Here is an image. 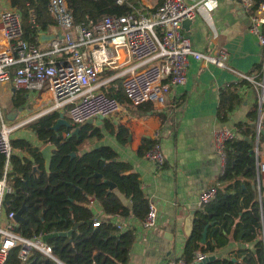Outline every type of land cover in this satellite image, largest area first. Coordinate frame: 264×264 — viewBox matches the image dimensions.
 Here are the masks:
<instances>
[{
  "label": "crops",
  "instance_id": "0c3cea01",
  "mask_svg": "<svg viewBox=\"0 0 264 264\" xmlns=\"http://www.w3.org/2000/svg\"><path fill=\"white\" fill-rule=\"evenodd\" d=\"M143 1H152L155 4L158 2V0ZM249 27L250 20L242 9L240 0H216L212 8H202L197 17L183 27L184 33L194 49L202 53L225 54L226 66L203 63L191 57L186 83L170 86L165 93V104L162 106L151 102L142 105L131 104L124 94L120 79L108 82L103 88L108 93L121 90L122 111L105 119L102 125L90 127L88 133L98 129V133L101 134L88 138H96L91 148L104 145L113 148L118 158L130 165L129 172L138 173L142 191L149 201L154 202L158 207V224L152 229L144 230L138 225V219L133 216L106 214L98 199L95 196L89 197L88 206L102 221L119 222L126 227L131 224L135 226L136 238L126 264H170L181 258L189 239L184 232L185 218L191 210L199 211L197 203L200 193L212 186H217L218 192L223 190L226 194L237 191L236 180L229 181L222 178L221 161L213 147V130L216 127L238 128L239 124L248 123L253 132L246 139L251 141L252 137H255L256 146L258 103L262 88L243 76H254L256 81L264 82V46L259 43ZM40 33H53L57 37L61 31L55 24H51L47 31ZM51 41L40 42L38 36V45L42 49L49 50ZM117 71L118 68L106 69L100 73V80H105ZM0 90L3 94L10 91L9 100L12 103L17 91L14 83L0 85ZM27 97L28 101L35 100L37 106L46 107L47 114L56 112L48 110L53 104L51 91L34 95L27 91ZM231 104L234 106L229 110ZM255 109L257 114L252 118L250 113ZM26 111L27 106L20 114ZM38 115L40 114L15 122L20 123L21 126L17 129L20 130L19 133L12 139L29 140L33 146L41 150L45 142L40 141L31 126L28 129L24 127L30 121L37 122L40 119L37 118ZM262 122L264 129V117ZM78 126H73V129ZM157 133L165 156L162 167L149 160L145 153L138 152L144 139L149 140L147 145L150 148ZM64 135L66 136L67 133ZM243 136L240 131L237 139ZM262 137L264 135H261V140ZM91 148L83 147V151ZM14 149L13 155L22 160L28 158L34 161L33 155L27 149L21 146H16ZM232 149L230 147V150ZM239 179L250 183L251 188L257 191L259 205L257 168L255 180L245 176ZM228 185L230 187L225 189ZM114 191L126 206L132 207L129 198L117 188ZM215 221L216 223L209 227L206 245H202L207 247L209 243L218 244L214 232L217 228H220L225 244L213 252H203L201 249L197 252H203L208 256L215 254L217 258H226L237 264H254L257 253L255 245L258 239H244L242 235L236 238L235 225L228 231L224 229L222 221L218 219ZM166 233H171L173 239H169ZM250 258L252 261L249 260Z\"/></svg>",
  "mask_w": 264,
  "mask_h": 264
},
{
  "label": "built area",
  "instance_id": "2783aa9c",
  "mask_svg": "<svg viewBox=\"0 0 264 264\" xmlns=\"http://www.w3.org/2000/svg\"><path fill=\"white\" fill-rule=\"evenodd\" d=\"M116 1L119 4L125 2ZM215 1L158 0L155 4L138 0L136 4L130 3L133 10L128 14H109L98 21L77 25L67 0H49L48 11L63 36L53 39L47 50L25 38L21 10L11 1L0 0V85L13 82L17 90L23 89L33 95L51 91L53 104L49 112L63 113L73 126L82 125L89 119H109L122 111L120 100L103 89L115 79L121 80L124 94L131 104L151 102L162 106L170 86L186 83L191 57L203 63L226 66L225 54L202 53L194 49L183 30L184 20H193L202 8H212ZM240 3L249 17L250 31L264 46V1L259 5L256 0H240ZM108 68H118V71L101 81L100 73ZM243 77L261 86L263 99L264 82L256 81L250 75ZM262 119L263 115L256 123L254 155L264 245ZM20 126V123H8L0 107V154L5 159L0 172V264L7 263L15 248H19L18 257L23 263L29 261L35 252L53 260L56 258L53 247L42 235H23L17 229L20 223L16 220L17 213L6 210V199L15 191L9 177L14 151L12 134ZM239 132L235 127L213 130V147L221 161L222 176L227 170L229 143L238 138ZM145 156L158 167L165 163L158 133ZM217 194V186L200 193L197 204L202 213ZM101 222L96 217L93 226L98 227ZM157 224L158 207L150 202L146 216L138 221V225L149 230ZM116 225L122 230L135 229L133 224L126 227L116 222ZM207 256L197 252L192 263L181 257L170 264H197Z\"/></svg>",
  "mask_w": 264,
  "mask_h": 264
},
{
  "label": "trees",
  "instance_id": "16d2710c",
  "mask_svg": "<svg viewBox=\"0 0 264 264\" xmlns=\"http://www.w3.org/2000/svg\"><path fill=\"white\" fill-rule=\"evenodd\" d=\"M137 1L125 0L119 4L116 0H67V3L74 15L75 24L84 25L109 14H128L133 10L130 3L136 4ZM263 1L256 0V3L259 5ZM48 3L49 0H11V4L22 12L25 38L35 44H39V33L47 31L51 24H55L48 11ZM109 94L122 99L119 89ZM236 101L238 102L237 97ZM27 102V91L17 90L12 99L13 107L24 108ZM233 106L231 104L229 110ZM256 114L255 109L250 116L253 118ZM58 118L59 114L53 112L31 124L40 140L45 144L54 142L59 147L55 151L49 172L38 148H27L28 142L19 145L17 141H12L15 147L21 146L30 150L34 161L12 156L10 174L15 191L6 199V210L17 213L25 207L18 231L27 236L42 235L53 247V254L64 264H126L136 238V229L122 230L110 221H102L98 227H94L96 216L88 206L89 197L95 196L106 214L133 216L141 220L149 210L150 201L141 189L139 175L129 172L130 165L119 159L110 146H98L83 151L86 139L93 135L101 136L98 129L88 133L91 128L85 126L79 135L66 137L64 134L70 132L66 127H61L58 133L51 128ZM238 130L244 136L229 143L227 170L222 177L223 180H236L237 191L226 194L219 190L215 201L206 206V212L198 211L193 234L181 255L189 263L195 260L200 249L203 252H213L225 244L220 228L214 230L218 244L209 243L207 247L200 244L204 226L218 219L228 231L235 225L236 238L242 235L244 239H258L254 264H264L257 191L251 188L250 183L239 179L241 176L256 179V159L254 152L251 154V150L255 148V137L251 141L246 139L253 132L248 123L239 124ZM148 143L149 140L144 139L138 152L146 154L150 149ZM230 147L233 149L230 150ZM73 152L76 153L75 156L72 155ZM4 160V156L0 154V172L3 170ZM107 180L115 183L116 188L131 200V208L121 201L114 190H110ZM229 187L230 185L225 189ZM77 222L80 225L71 235L60 234L70 230ZM18 253L19 248L13 249L6 264H59L38 252L23 263ZM249 260L252 261L251 258ZM208 264L237 263L226 258H217Z\"/></svg>",
  "mask_w": 264,
  "mask_h": 264
},
{
  "label": "water",
  "instance_id": "95a60500",
  "mask_svg": "<svg viewBox=\"0 0 264 264\" xmlns=\"http://www.w3.org/2000/svg\"><path fill=\"white\" fill-rule=\"evenodd\" d=\"M191 22L190 19H186L183 21V27H185L186 25H188ZM58 36V35H57ZM60 37H62V33L59 35ZM56 38L55 34H47V33H40L39 35V41L40 42H47V41H51L53 39ZM262 93V91H261ZM259 109H258V113H259V117H261L263 115L264 117V97L263 99L260 97L259 98ZM24 108H17L12 110L11 113H9L7 115V118L9 121H15L18 117L21 111H23ZM47 115V112H42L40 113V115L37 116V118H41L43 116ZM105 122V119L100 118V119H89L87 121H85L82 125L75 127V129H73V125L70 123V121L66 118V116L63 113L59 114V118L56 120L55 124L51 127L52 129H55L58 133L59 128L61 127H66L68 130H70V132L66 135V137H71L73 134H77L79 135L82 127L84 126H88V125H102ZM262 135H264V129L262 130ZM261 139V138H260ZM262 141V140H261ZM257 142V139H256ZM58 145L54 142H49L46 143L45 146H43V148L40 150L42 157L45 161V167L47 169V171H50V166H51V162L53 159V156L55 154V151L58 150ZM254 150H251V153H253ZM73 156L76 155L75 152L72 153ZM34 169L36 170L37 167L35 166ZM109 185H110V190H114L116 188V184L107 180L106 181ZM25 207H23L22 209H20L17 214H16V220L17 221H21L23 220V211H24ZM197 213L198 211L196 209H193L190 211L189 215L185 218V223H184V232L186 234V236L188 238L191 237V235L193 234L194 231V225L196 222L197 218ZM216 221L212 220L211 222L207 223L204 226L203 232H202V239L200 241V244L206 245L207 243V239H208V233H209V227L211 224H215ZM80 225L79 222H77L74 227H72L70 230L68 231H63L60 234L61 235H71L73 233L74 230L77 229V227ZM167 237L169 239H173L171 237V233H166ZM217 258V256L215 254H211L209 256H207L206 258H204L203 260H201L200 262H198L197 264H208L209 262L215 260ZM55 261L59 264H64L62 261H60L57 257L55 258Z\"/></svg>",
  "mask_w": 264,
  "mask_h": 264
},
{
  "label": "rangeland",
  "instance_id": "374dc122",
  "mask_svg": "<svg viewBox=\"0 0 264 264\" xmlns=\"http://www.w3.org/2000/svg\"><path fill=\"white\" fill-rule=\"evenodd\" d=\"M118 84V83H117ZM120 84V83H119ZM119 86V85H118ZM0 107H1V109H2V112L4 113V116H6V119H7V121H8V123H15V122H17V121H22V120H26V119H29V118H31V117H33V116H36L37 114H40V113H42V112H45L46 111V107H40V105L39 106H37L36 105V101L35 100H33V99H30L29 101H28V103H27V111L26 112H24V113H22V114H19V117L15 120V121H9L8 120V118H7V115L9 114V112L11 111L12 112V107H13V105H12V103H11V100H9L10 99V91H7V92H5L4 94L2 93V91L0 90ZM44 98H46V96L45 97H43V100H44ZM40 107V108H39ZM15 109V108H14ZM10 112V113H11ZM39 119V118H38ZM34 121H30V123L27 125V126H24V127H26L27 129L28 128H30V126H31V123H33ZM94 125H90V127L92 128ZM24 127H22V128H24ZM22 128H20V129H22ZM19 131L20 130H16V131H14V133L12 134V138L14 139V137L19 133ZM95 139L96 138H92V139H87L85 142H84V144H83V146H84V148H91L92 147V145H93V142H95ZM14 141V140H13ZM41 141V140H40ZM18 142V144H22V145H25L24 143L26 142H28L29 143V146L27 147V148H29V147H32V148H37V147H35V146H33V144L29 141V140H26V139H24V140H20V141H17ZM44 141H42V143H43ZM13 147H15L14 146V143H13ZM39 149V148H38ZM14 152H15V149H14V151H13V154H14ZM29 152H30V150H29ZM31 154V153H30ZM9 177H10V174H9ZM12 177H10V179H11ZM261 239H262V235H261Z\"/></svg>",
  "mask_w": 264,
  "mask_h": 264
},
{
  "label": "flooded vegetation",
  "instance_id": "af4514ba",
  "mask_svg": "<svg viewBox=\"0 0 264 264\" xmlns=\"http://www.w3.org/2000/svg\"><path fill=\"white\" fill-rule=\"evenodd\" d=\"M258 249V248H257Z\"/></svg>",
  "mask_w": 264,
  "mask_h": 264
}]
</instances>
